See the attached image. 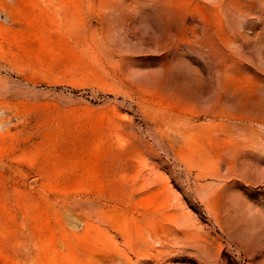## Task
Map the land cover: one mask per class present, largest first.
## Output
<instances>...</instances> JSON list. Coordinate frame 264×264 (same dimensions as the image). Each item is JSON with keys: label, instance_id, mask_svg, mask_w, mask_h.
<instances>
[{"label": "rangeland", "instance_id": "obj_1", "mask_svg": "<svg viewBox=\"0 0 264 264\" xmlns=\"http://www.w3.org/2000/svg\"><path fill=\"white\" fill-rule=\"evenodd\" d=\"M0 264H264V0H0Z\"/></svg>", "mask_w": 264, "mask_h": 264}]
</instances>
